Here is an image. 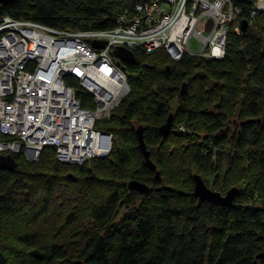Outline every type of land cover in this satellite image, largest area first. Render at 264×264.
Returning a JSON list of instances; mask_svg holds the SVG:
<instances>
[{
	"label": "trees",
	"instance_id": "16d2710c",
	"mask_svg": "<svg viewBox=\"0 0 264 264\" xmlns=\"http://www.w3.org/2000/svg\"><path fill=\"white\" fill-rule=\"evenodd\" d=\"M145 1L9 0L0 17L110 30L117 11ZM236 4L248 27L228 33L221 60L134 51L128 94L95 124L111 135L106 157L72 166L52 147L36 163L13 155L16 168L0 170V264H264V13L250 17L246 0ZM65 84L83 109L94 108L77 81ZM139 127L155 171L138 147ZM194 176L217 192L236 188L232 206L199 202ZM130 181L149 192L129 191Z\"/></svg>",
	"mask_w": 264,
	"mask_h": 264
},
{
	"label": "built area",
	"instance_id": "2783aa9c",
	"mask_svg": "<svg viewBox=\"0 0 264 264\" xmlns=\"http://www.w3.org/2000/svg\"><path fill=\"white\" fill-rule=\"evenodd\" d=\"M246 1L251 17L264 13V0ZM132 9L116 19V28L87 32L0 18V156L22 153L36 163L52 147L62 164L106 157L111 135L95 124L108 120L129 92L122 64L112 56L116 47L145 55L160 50L172 61L184 55L221 60L228 33H241L234 0H147ZM192 39L199 50L190 48ZM96 41L105 47L93 48ZM67 77L92 96L93 109L81 107ZM96 143L104 147L101 152L92 151Z\"/></svg>",
	"mask_w": 264,
	"mask_h": 264
},
{
	"label": "water",
	"instance_id": "95a60500",
	"mask_svg": "<svg viewBox=\"0 0 264 264\" xmlns=\"http://www.w3.org/2000/svg\"><path fill=\"white\" fill-rule=\"evenodd\" d=\"M8 1L9 0H0V6ZM234 1L240 2L241 0H234ZM209 27L210 24L207 26V29H209ZM247 27H248L247 21L246 20L241 21L240 31L242 33L246 32ZM92 47L95 49H103L105 47V43L96 41L92 43ZM112 56L116 60H118L120 64H122V70H125V65H132L136 61L134 54L131 51L122 47H116L112 51ZM166 71L168 72L169 68H167ZM185 92H186V85H183L181 89V95H184ZM171 126H172V116H169L166 124L159 128L160 136L165 138L169 134L171 130ZM136 137L138 140V147L140 149V152L142 154L146 166L149 168V170L155 171L156 168L154 164L150 161L149 152L147 151L146 145L143 140L142 128L139 127L136 130ZM15 168H16V161L12 156L10 155L0 156V170L13 171ZM155 177L159 178V173L156 172ZM193 181H194L193 195L198 199L199 202H206L213 206L227 207V208L232 206L233 200L237 195L236 188L230 189L225 194V196H222L220 193L213 192L210 189H208L199 176H194ZM127 189L129 191L138 192L142 195L147 194L149 192V187L147 185L138 183L136 181H130L127 184ZM261 258H263V255L257 256V259H261Z\"/></svg>",
	"mask_w": 264,
	"mask_h": 264
},
{
	"label": "rangeland",
	"instance_id": "374dc122",
	"mask_svg": "<svg viewBox=\"0 0 264 264\" xmlns=\"http://www.w3.org/2000/svg\"><path fill=\"white\" fill-rule=\"evenodd\" d=\"M114 3H117V4H122L123 2H114ZM121 7H125V6H121ZM126 9L127 8H125L123 11H117V13H116V17H115V19H117V18H119V17H121V16H123L124 15V11H126ZM128 13H130V17H132L133 16V9L131 10V11H129ZM250 17H251V11H250ZM256 15V14H255ZM1 18V17H0ZM117 26H115L114 28H116ZM200 47H201V45L199 44V43H197L196 41H195V39H192L191 41H190V48L192 49V50H199L200 49ZM134 51H136V50H133V54H134ZM158 51H160V50H158ZM158 51H155V52H158ZM154 52V53H155ZM153 54V53H152ZM149 55H151V54H149ZM169 57V56H168ZM202 58H204V57H202ZM169 59L171 60V58L169 57ZM115 61H118V60H116L115 59ZM172 61V60H171ZM181 130H182V128H180ZM206 185V187L208 188V189H210L211 191H213V192H217L216 190H213V188H212V186H210V184L209 185H207V184H205ZM230 189L228 188V189H226V190H222V191H220V192H217V193H220L222 196H225V194L229 191ZM60 208V207H59ZM59 208L57 209V211L59 212V214H60V219H62V216H63V211L62 210H59ZM55 213H56V210H55ZM50 218H53L52 217V214L50 215ZM67 230V229H66ZM14 232H16V233H18V231H14ZM72 238H67V236H65V237H63V238H61L60 239V241H61V243H67L69 240H71ZM15 250V249H14ZM15 252H19V250H15ZM8 253H10L9 252V249L7 250V252H4V254L5 255H8Z\"/></svg>",
	"mask_w": 264,
	"mask_h": 264
},
{
	"label": "bare ground",
	"instance_id": "6f19581e",
	"mask_svg": "<svg viewBox=\"0 0 264 264\" xmlns=\"http://www.w3.org/2000/svg\"><path fill=\"white\" fill-rule=\"evenodd\" d=\"M240 14H241V9H240ZM239 14V15H240ZM60 31V30H59ZM17 47V46H16ZM141 51V50H140ZM12 57V56H11ZM124 71V70H123ZM110 89H112L113 91L116 89V87L113 85L112 87H110ZM111 115V114H110ZM110 119V117L108 118V120ZM100 120H103V119H100ZM100 120H98V121H100ZM104 121H107V120H104ZM100 122H103V121H100ZM41 124H44V122H41ZM47 128H48V131H51V130H53V126L51 125V123L49 122L47 125ZM98 143V142H97ZM95 144V147L92 149V151H95V152H101L103 149H104V147H102V145L101 144ZM88 149V148H87ZM86 149V150H87ZM55 150V149H54ZM110 151H111V149H110ZM110 151H109V153H110ZM92 159H102V158H98V156L96 155V156H94V157H92L91 158V160ZM90 160V159H89ZM85 163V162H84ZM84 163H81V164H64V165H72V166H81V165H83ZM62 164V163H61Z\"/></svg>",
	"mask_w": 264,
	"mask_h": 264
},
{
	"label": "flooded vegetation",
	"instance_id": "af4514ba",
	"mask_svg": "<svg viewBox=\"0 0 264 264\" xmlns=\"http://www.w3.org/2000/svg\"><path fill=\"white\" fill-rule=\"evenodd\" d=\"M237 3V2H236Z\"/></svg>",
	"mask_w": 264,
	"mask_h": 264
}]
</instances>
